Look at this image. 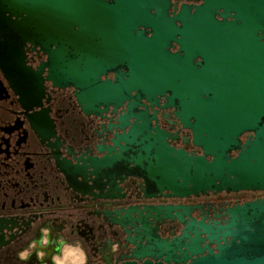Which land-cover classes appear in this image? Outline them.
<instances>
[{
  "label": "water",
  "instance_id": "95a60500",
  "mask_svg": "<svg viewBox=\"0 0 264 264\" xmlns=\"http://www.w3.org/2000/svg\"><path fill=\"white\" fill-rule=\"evenodd\" d=\"M196 1L170 14L171 0H0V23L40 25L31 37L42 39L50 59L46 78L73 87L79 106L85 86L92 103L163 97L190 132L185 148L147 126L131 132L149 142L126 169H144L152 194L143 197L155 203L105 198L123 204L102 219L122 235L130 261L121 264H264V200L227 209L223 224L197 220L199 206L173 203L264 192V0ZM120 143L122 152L131 141ZM111 161L76 160L70 173L92 184ZM123 174L121 183L145 184L142 175Z\"/></svg>",
  "mask_w": 264,
  "mask_h": 264
},
{
  "label": "flooded vegetation",
  "instance_id": "af4514ba",
  "mask_svg": "<svg viewBox=\"0 0 264 264\" xmlns=\"http://www.w3.org/2000/svg\"><path fill=\"white\" fill-rule=\"evenodd\" d=\"M171 3L170 14L175 7L199 2ZM18 25L19 32L13 27ZM0 26V264H58L54 257H62L66 247L80 253L78 262L63 261L66 264H81V253L83 264L129 262L122 235L109 230L102 219L123 207L121 202H107V197H124L117 201H132L131 206L155 203L143 197L152 194L144 169L139 165L126 169L128 161L136 160L141 146L149 142L141 145L142 136L132 138L131 132L147 126L149 134L154 130L167 134L175 148H185L190 132L181 127L175 109L163 97L147 101L131 93L120 100L92 103L85 86L81 90L84 102L79 106L73 87L53 86L46 78L50 59L42 39L31 37L32 32L42 30L40 25ZM113 78L107 74V79ZM123 139L131 143L120 152L116 145ZM187 151L197 152L189 146ZM104 156L112 160L110 167L92 184L87 174L79 182L70 173L76 160ZM124 172L144 176L145 184L139 179L131 185L121 183ZM127 190L131 200L125 199ZM260 200L264 192L240 191L208 193L173 203L199 206L200 213L193 217L223 224L227 209ZM37 239L43 241L42 258L27 252Z\"/></svg>",
  "mask_w": 264,
  "mask_h": 264
},
{
  "label": "rangeland",
  "instance_id": "374dc122",
  "mask_svg": "<svg viewBox=\"0 0 264 264\" xmlns=\"http://www.w3.org/2000/svg\"><path fill=\"white\" fill-rule=\"evenodd\" d=\"M41 244H42V241L40 240H36L34 241L33 243L30 244V247H28V250L27 252H31L33 255H36L38 257H43V250L42 249H39L41 247ZM63 256L62 257H54L55 261L59 264L60 262L62 261H65L66 260H70L72 262H78V260H76V256L75 254H73V252L77 253V254H80L79 252H77V250H74V249H70V248H64L63 249ZM26 252L24 251V254ZM63 264H66L63 262Z\"/></svg>",
  "mask_w": 264,
  "mask_h": 264
},
{
  "label": "clouds",
  "instance_id": "9594fccd",
  "mask_svg": "<svg viewBox=\"0 0 264 264\" xmlns=\"http://www.w3.org/2000/svg\"><path fill=\"white\" fill-rule=\"evenodd\" d=\"M43 243V241H42ZM81 264H83V253H81Z\"/></svg>",
  "mask_w": 264,
  "mask_h": 264
},
{
  "label": "crops",
  "instance_id": "0c3cea01",
  "mask_svg": "<svg viewBox=\"0 0 264 264\" xmlns=\"http://www.w3.org/2000/svg\"><path fill=\"white\" fill-rule=\"evenodd\" d=\"M73 254H75V255H77V256H78V254H77V253H74V252H73ZM65 260H66V259H65ZM59 264H60V263H59ZM61 264H63V261L61 262Z\"/></svg>",
  "mask_w": 264,
  "mask_h": 264
},
{
  "label": "bare ground",
  "instance_id": "6f19581e",
  "mask_svg": "<svg viewBox=\"0 0 264 264\" xmlns=\"http://www.w3.org/2000/svg\"><path fill=\"white\" fill-rule=\"evenodd\" d=\"M75 253V252H74ZM77 257V256H76ZM78 258V257H77ZM77 258H76V260H77ZM60 264H61V262H60Z\"/></svg>",
  "mask_w": 264,
  "mask_h": 264
}]
</instances>
